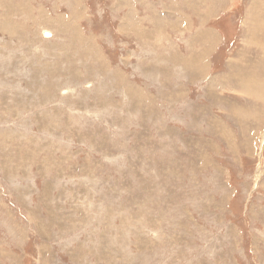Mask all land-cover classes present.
Listing matches in <instances>:
<instances>
[{"label": "rangeland", "instance_id": "obj_1", "mask_svg": "<svg viewBox=\"0 0 264 264\" xmlns=\"http://www.w3.org/2000/svg\"><path fill=\"white\" fill-rule=\"evenodd\" d=\"M228 1L0 0V264H264V131L192 78Z\"/></svg>", "mask_w": 264, "mask_h": 264}, {"label": "crops", "instance_id": "obj_2", "mask_svg": "<svg viewBox=\"0 0 264 264\" xmlns=\"http://www.w3.org/2000/svg\"><path fill=\"white\" fill-rule=\"evenodd\" d=\"M222 1L223 3L217 2L216 5L214 3L209 7L206 6L210 11L218 8L221 20L228 17L227 13L230 10L243 4L239 1L231 5L228 0ZM208 17L213 19L214 15L210 13ZM240 25L239 36H234L230 41L220 27L208 29V36L210 31L213 35L209 36L206 42L209 50L206 60L203 61L206 63V70L202 74L200 71L192 72L194 73L192 78L198 80L200 75H205L207 106L214 116L226 118L227 114H231L228 120L244 123L245 130H255L251 133L252 137H261L264 131V71H262L264 70V1L252 3L250 12L244 13ZM190 27L193 31L194 25ZM138 28L139 31L143 29V27ZM165 30L166 26L158 32V35ZM157 39L160 40L154 37V40ZM236 41L238 45L232 48ZM226 45L232 49L226 48L228 54L223 57L222 65L218 69L216 54H219ZM50 47L53 50L54 43H51ZM228 103L234 107V110L227 111ZM238 126L243 128L242 125Z\"/></svg>", "mask_w": 264, "mask_h": 264}, {"label": "bare ground", "instance_id": "obj_3", "mask_svg": "<svg viewBox=\"0 0 264 264\" xmlns=\"http://www.w3.org/2000/svg\"><path fill=\"white\" fill-rule=\"evenodd\" d=\"M258 176V175H257Z\"/></svg>", "mask_w": 264, "mask_h": 264}, {"label": "water", "instance_id": "obj_4", "mask_svg": "<svg viewBox=\"0 0 264 264\" xmlns=\"http://www.w3.org/2000/svg\"><path fill=\"white\" fill-rule=\"evenodd\" d=\"M48 35V34H47Z\"/></svg>", "mask_w": 264, "mask_h": 264}]
</instances>
